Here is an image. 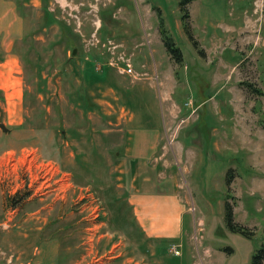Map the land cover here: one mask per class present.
Wrapping results in <instances>:
<instances>
[{
    "label": "rangeland",
    "instance_id": "374dc122",
    "mask_svg": "<svg viewBox=\"0 0 264 264\" xmlns=\"http://www.w3.org/2000/svg\"><path fill=\"white\" fill-rule=\"evenodd\" d=\"M188 11L0 0V264H251L264 243V0ZM226 200L252 236L228 229Z\"/></svg>",
    "mask_w": 264,
    "mask_h": 264
},
{
    "label": "trees",
    "instance_id": "16d2710c",
    "mask_svg": "<svg viewBox=\"0 0 264 264\" xmlns=\"http://www.w3.org/2000/svg\"><path fill=\"white\" fill-rule=\"evenodd\" d=\"M194 0H180V6L183 11V16L182 18L184 20H187L189 17V11H188V4L191 3ZM47 14L53 15L52 13L50 14L49 10H46ZM54 16V15H53ZM54 21H58L59 24H61V20L55 19ZM161 21V19H160ZM185 29L187 31V34H189V37L192 38V33L188 27V23L185 22ZM66 26V25H65ZM160 32L162 35V39L164 41V44L167 48V51L169 54L172 56V58L175 60L176 63L182 64L184 62V56L182 53V50L178 47L176 42L167 34V30L165 26L163 25V22H160ZM193 40V38H192ZM194 41V40H193ZM194 45H198V42L194 41ZM250 90L258 95H263V91L259 88H257L254 84L250 83L248 84ZM230 181V180H229ZM228 181V184L230 182ZM225 219H226V224L228 229L233 232V233H240L246 237L252 236L253 232L250 231L247 227L237 223L235 221V216H234V208L233 206L229 203L228 200H226L225 203ZM225 251L231 252L230 248H225ZM264 263V243L260 250L257 253H254L252 255L251 259V264H263Z\"/></svg>",
    "mask_w": 264,
    "mask_h": 264
},
{
    "label": "crops",
    "instance_id": "0c3cea01",
    "mask_svg": "<svg viewBox=\"0 0 264 264\" xmlns=\"http://www.w3.org/2000/svg\"><path fill=\"white\" fill-rule=\"evenodd\" d=\"M145 215H146V212H142V215H141V216H142L143 218H146ZM173 225H174V223H173ZM153 230H155V229L151 228V229H150V233H153ZM158 230H159L160 232H158L156 235H157V236H162V235L164 234V231H163L164 229H162V228L160 227V228L157 229V231H158ZM165 230H166V228H165ZM94 263H95V264H103L102 261H101V263H99L98 261H97V262L95 261ZM106 263H107V262H106ZM130 263H131V262H130ZM108 264H110V262H108Z\"/></svg>",
    "mask_w": 264,
    "mask_h": 264
},
{
    "label": "water",
    "instance_id": "95a60500",
    "mask_svg": "<svg viewBox=\"0 0 264 264\" xmlns=\"http://www.w3.org/2000/svg\"><path fill=\"white\" fill-rule=\"evenodd\" d=\"M74 54H76V50H74ZM0 128H2L4 132H9V129L4 123H0Z\"/></svg>",
    "mask_w": 264,
    "mask_h": 264
},
{
    "label": "built area",
    "instance_id": "2783aa9c",
    "mask_svg": "<svg viewBox=\"0 0 264 264\" xmlns=\"http://www.w3.org/2000/svg\"><path fill=\"white\" fill-rule=\"evenodd\" d=\"M128 71H132V68H131V66L129 65V67H128V69H127ZM171 251H173L175 254H179L180 252H179V250H177L176 248H175V246L171 249Z\"/></svg>",
    "mask_w": 264,
    "mask_h": 264
}]
</instances>
